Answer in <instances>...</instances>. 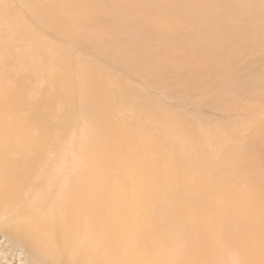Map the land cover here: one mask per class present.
I'll list each match as a JSON object with an SVG mask.
<instances>
[{
  "label": "bare ground",
  "instance_id": "1",
  "mask_svg": "<svg viewBox=\"0 0 264 264\" xmlns=\"http://www.w3.org/2000/svg\"><path fill=\"white\" fill-rule=\"evenodd\" d=\"M262 58L264 0H0L10 254L27 264H264V92L244 84L251 73L264 80ZM233 91L253 117L245 156L230 144L245 125L226 123L219 148L177 108L202 94L224 115Z\"/></svg>",
  "mask_w": 264,
  "mask_h": 264
},
{
  "label": "rangeland",
  "instance_id": "2",
  "mask_svg": "<svg viewBox=\"0 0 264 264\" xmlns=\"http://www.w3.org/2000/svg\"><path fill=\"white\" fill-rule=\"evenodd\" d=\"M129 36V33H124L123 37H128ZM254 39L256 40L255 42L258 41V38L257 37H254ZM159 41V39L157 40ZM247 61H243L241 62L242 64L239 63L240 67L244 68V67H247L248 65V62L246 63ZM261 65L264 64V58H262V61H260ZM245 66H244V65ZM247 75V74H246ZM249 77V78H248ZM248 77H247V81L245 80V85H255L256 88H258L257 84H259V88L255 90H251L252 92H254L253 95H258V94H262L264 92V80L261 79L259 76H257L256 73L254 74H248ZM231 79L234 80L236 83H238L237 81V75H232L231 76ZM130 81H131V84H137L138 87H141L142 84L139 83L137 80H134V79H131L130 78ZM255 82V83H254ZM263 82V83H262ZM137 85H135L137 87ZM234 90V89H232ZM231 90V91H232ZM148 92L151 94V95H157V90L156 89H148ZM202 94L204 95L205 94V97H207V91L205 92H202ZM202 94H197V96L195 95L194 98L196 99H190L188 102H185L183 103V105H179L177 108L179 110H181V112H184L190 116H192L193 118H195L196 120V123L203 126V128L205 127V129L207 130L205 133L209 132V130H212V132L215 134V136H213L211 138V140L214 139V141H217L218 144V147L221 148V147H225L226 145H228L226 143L225 145V142L226 140L224 141L223 139H226V138H223L222 142L220 141L221 138H219L222 133L224 134L225 131L227 130L228 126L226 125V123H232V124H242V125H245L246 127H244V129L241 130V132H238L237 133V138L236 140L234 141H231V143H234L235 145V148L236 150L239 152V154H242V156L244 155L245 156V151H246V140H244V135H247L250 131H251V128L248 126V124L251 122L252 120V116L250 117V114L247 113V109H246V105H244V101L243 99L238 95L236 94L234 91L231 92V96H233L234 98L231 100V102H217L218 104L217 105H228V104H231V106H233V108L228 105L227 109H229L224 115L222 114V112H220L216 105L215 104H204V96ZM1 95V94H0ZM236 96V97H235ZM2 99V98H1ZM199 100V102H198ZM216 101V100H214ZM239 101V102H238ZM242 101V102H241ZM195 102V103H194ZM237 102H238V105H237ZM224 103V104H223ZM234 103V104H233ZM240 103V105H239ZM242 103V104H241ZM259 103V104H258ZM257 103V106H259L260 108L262 107L264 109V100H261L260 102ZM262 103V104H261ZM201 104V105H200ZM200 105V106H199ZM244 105V106H243ZM262 105V106H261ZM225 106V105H224ZM230 106V107H229ZM235 106V107H234ZM237 106V107H236ZM239 106V108H238ZM242 109H241V108ZM245 108V110L243 109ZM261 108V109H262ZM232 109V110H231ZM215 110V111H214ZM246 111V112H245ZM231 112V113H230ZM227 114V115H226ZM222 116V117H221ZM9 117V114L6 116V118ZM204 118V119H203ZM223 118V119H222ZM229 118V119H228ZM199 119V120H198ZM202 119V121H201ZM209 119V120H208ZM216 119V122L214 120ZM221 119V120H220ZM228 119V120H227ZM207 123H206V122ZM215 122V123H212L210 125L209 122ZM202 123V124H201ZM204 123V124H203ZM206 123V124H205ZM218 123V124H217ZM221 124V125H220ZM227 126V127H226ZM76 127V125H75ZM208 129H207V128ZM74 128V127H73ZM218 129V130H217ZM73 130V129H72ZM75 130V129H74ZM73 130V131H74ZM221 130V131H220ZM72 131H69V133H71ZM237 132V130H236ZM208 134V133H207ZM206 134V135H207ZM207 140V138H206ZM209 142V140H208ZM221 144V145H220ZM226 148V147H225ZM9 253V254H8ZM10 248H9V245H8V242L5 240V238L2 236V234L0 233V264H27V263H24V260L21 259V255L19 256V251H16L14 250L13 252V255L10 254Z\"/></svg>",
  "mask_w": 264,
  "mask_h": 264
}]
</instances>
